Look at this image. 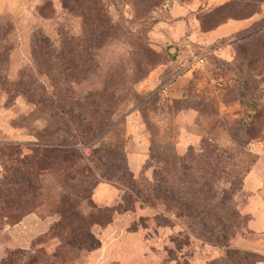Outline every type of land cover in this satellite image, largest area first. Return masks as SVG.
Here are the masks:
<instances>
[{
  "label": "rangeland",
  "instance_id": "374dc122",
  "mask_svg": "<svg viewBox=\"0 0 264 264\" xmlns=\"http://www.w3.org/2000/svg\"><path fill=\"white\" fill-rule=\"evenodd\" d=\"M0 50L9 60L0 78V152L18 143L66 144L52 107L62 94L89 103L87 112L101 99L113 105L115 124L99 143L68 144L82 155L101 158L100 147L116 157L111 176L97 171L83 178L75 168L67 176L54 166L43 177L44 196H24L19 211L12 212L0 191V264H51L55 251L87 264L102 242L87 253L67 244L69 231L19 224L33 213L34 223L56 220L63 193L80 200L92 189L96 207L87 200L86 212L103 222L112 216L117 225L113 237L103 236L117 259L98 264H231L223 247L200 226L177 219L149 189L154 171L176 176L189 147L194 164H208V141L223 155L220 184L235 192V206L247 207L255 194L252 204L264 206V0H0ZM131 131L149 142L147 163L133 180L126 172L115 175L126 170L124 155L137 153ZM4 175L0 190L11 185ZM22 214L5 225L6 216ZM107 227L93 228L100 240ZM117 234L121 239L112 240ZM245 235L264 241V230Z\"/></svg>",
  "mask_w": 264,
  "mask_h": 264
},
{
  "label": "trees",
  "instance_id": "16d2710c",
  "mask_svg": "<svg viewBox=\"0 0 264 264\" xmlns=\"http://www.w3.org/2000/svg\"><path fill=\"white\" fill-rule=\"evenodd\" d=\"M8 61L0 50V78H4L3 73ZM56 85L58 86V84L53 85L55 89ZM55 97L57 101L52 106L55 108L53 115L59 118L58 127L65 133L67 143L64 145H33L32 147L18 143L16 146H11L9 150L0 152L2 163L0 173L5 174V178L9 176L12 178L10 187H5L0 191L4 196V203L14 204L11 208L12 212L19 211L20 202L24 196L29 195L35 199L44 196L46 190L43 177L51 173L56 165L62 167L61 173L64 175L68 176L75 168L76 174L83 178H93L99 172L111 176L114 170L112 161L116 157L111 151L97 148L104 153L101 158H98L95 154L82 155L71 144H68L72 140L79 141L82 145L95 146L99 143L105 133L115 124L113 105L110 106L108 101L101 99L95 107L93 106L92 112H87L86 107L89 103L83 104L80 100L68 102V97L62 94H55ZM102 145L113 147L108 143ZM207 145L211 146L208 141ZM208 146L204 148L209 158V163L206 165L194 164V151L189 147L191 153L178 159L174 178L164 175L163 171H154V181L149 189L151 197L164 203L177 219H187L193 227L200 226L202 234L208 241L226 250L227 259L231 264H254L264 257L255 252L239 249L233 243L239 236L246 237L245 233L255 234L247 225L250 217L243 215L235 206L233 201L235 192L231 188L225 189L221 186L220 180L225 174L223 155L217 153L215 148ZM25 149H29L32 154H25ZM4 158L13 159L15 164L6 166ZM105 159H109L108 162ZM99 161L105 162L100 163ZM124 163L126 170H116L115 175L126 172L132 180L135 179V175L129 169L126 155H124ZM81 189L89 192V188L83 185ZM242 190L243 186H241ZM92 194L93 189L90 190L89 195L80 194L78 196L80 200H71L67 193H63L53 212L58 218L49 229L51 232L59 233L69 231L70 240L66 241L67 244L87 253L101 247V240L96 236L93 228L106 226L112 222V216L103 222L98 219L93 220L92 215L86 212L87 209L82 205L85 201H89V207H96L91 200ZM100 212L110 213L111 209L100 208ZM24 216L22 214L15 220L10 219L11 216H6L5 225L18 223ZM50 257L53 259L51 264L76 263V260L67 261V255L62 256L58 251L52 252ZM252 257L259 260L253 262ZM32 264L39 263L34 260Z\"/></svg>",
  "mask_w": 264,
  "mask_h": 264
},
{
  "label": "crops",
  "instance_id": "0c3cea01",
  "mask_svg": "<svg viewBox=\"0 0 264 264\" xmlns=\"http://www.w3.org/2000/svg\"><path fill=\"white\" fill-rule=\"evenodd\" d=\"M135 127V126H134ZM132 134H134V138L133 140L136 143V149H137V153L135 154H128L127 155V161H128V166L130 171L134 174L137 175L139 172L143 171L144 165L147 161L148 155V148H149V142L147 140L146 134L141 133H134L133 131H131ZM130 135V132H129ZM137 136V137H136ZM177 149L180 151V154H182V148L177 147ZM246 184L247 182H245V187H243L244 190H246ZM105 197H103L104 199ZM258 195H251L250 197V203L248 204L247 207L245 208H239L240 212L243 215H248L250 217L249 221H248V228L253 231L254 233H261L264 230V225L262 224V222H264V217L263 215H261L263 213L264 210V206L261 205H257L254 206L252 203L253 201H257ZM102 199V200H103ZM113 198V202H114ZM252 201V202H251ZM104 202V200H103ZM102 205L105 206H111L113 204H109L104 202ZM32 215H35L34 213L25 217L19 225L25 224V222H28L27 226H31V227H41V226H48L49 228L52 226V224L57 220H49L50 217H48L45 220H41L38 219L37 221H35V223L32 220ZM49 221V222H48ZM18 225V224H17ZM116 219H114L113 222H111L108 227L106 229H104L102 231V235H100L99 237L101 238V242L103 243V246L101 247V249L93 251L89 254L88 256V260H87V264H98V263H105L108 259L110 258H116L115 254H111V249L106 248L105 246V241H104V237L103 236H109V238L113 237L112 235H115L114 233L116 232L115 230L113 231V228H116ZM119 234H117L116 237L112 238V240H117L119 241V239H121V237H118ZM234 246L242 249V250H247V251H252L255 253H259V254H264V241L263 240H251V239H247L246 237H242L239 236L234 240ZM109 247V245H108ZM107 253H106V252ZM105 252V253H104ZM105 257V259H104ZM104 259V260H102ZM115 259H113L112 261H116Z\"/></svg>",
  "mask_w": 264,
  "mask_h": 264
}]
</instances>
